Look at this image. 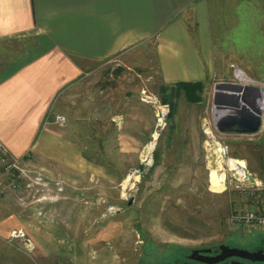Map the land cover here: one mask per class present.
I'll use <instances>...</instances> for the list:
<instances>
[{"label":"rangeland","instance_id":"374dc122","mask_svg":"<svg viewBox=\"0 0 264 264\" xmlns=\"http://www.w3.org/2000/svg\"><path fill=\"white\" fill-rule=\"evenodd\" d=\"M258 14L255 8L238 17L222 14L214 35L215 68L198 80L203 86L196 102L183 91L167 92L162 100L160 85L176 82H165L158 70L154 36L86 63L59 92L47 120L75 137L83 156L110 170L109 176H50L7 149L31 184L22 178L19 190L10 189L0 166V221L31 203L67 202L76 213L72 232L81 230L88 241L86 264H202L189 258L193 250L264 249V226L235 219L250 211L264 215V105H258L259 131L249 134L219 131L215 120L225 112L213 105L216 83L242 84L237 71L264 82V32L254 31L264 27V17ZM36 42L33 36L1 40L0 70ZM66 180L83 187L74 189ZM12 227L8 234L0 230V264H72L39 256L29 233Z\"/></svg>","mask_w":264,"mask_h":264},{"label":"crops","instance_id":"0c3cea01","mask_svg":"<svg viewBox=\"0 0 264 264\" xmlns=\"http://www.w3.org/2000/svg\"><path fill=\"white\" fill-rule=\"evenodd\" d=\"M241 8H255L264 17V0H0V41L22 36L37 41L0 74V140L11 154L50 176H109L110 170L83 156L75 137L47 120L59 92L82 74L86 63L153 36L165 82L209 78L215 68L217 22L222 14L238 17ZM256 29L264 32V27ZM70 182L74 189L83 187ZM74 209L67 202L31 203L1 219L0 230L8 234L12 226L24 228L39 256L86 264L88 241L81 230L71 229Z\"/></svg>","mask_w":264,"mask_h":264},{"label":"water","instance_id":"95a60500","mask_svg":"<svg viewBox=\"0 0 264 264\" xmlns=\"http://www.w3.org/2000/svg\"><path fill=\"white\" fill-rule=\"evenodd\" d=\"M213 105L216 110L224 111L225 114H218L215 123L216 128L221 131L238 133H256L261 127L260 108L246 95V89L236 83L219 82L215 84ZM257 107H256V106ZM244 175L249 181L254 182L252 174L245 166H242ZM220 252L208 254L210 249L193 250L189 255L190 259L197 260L204 264H218L230 257L240 258L232 260L228 264H251L264 262V249L248 251L241 248L221 245ZM248 261V262H246ZM191 264V263H181Z\"/></svg>","mask_w":264,"mask_h":264},{"label":"built area","instance_id":"2783aa9c","mask_svg":"<svg viewBox=\"0 0 264 264\" xmlns=\"http://www.w3.org/2000/svg\"><path fill=\"white\" fill-rule=\"evenodd\" d=\"M239 77H238V76ZM235 77H238L242 81V85L246 89L247 97L255 102L257 105H264V82L253 81L249 78H244L240 72L237 71ZM241 76V77H240ZM260 117L261 114H260ZM262 121V119H261ZM0 166L2 173L6 174L5 179L7 178L8 186L12 190H19L21 187L20 179L27 178L29 180L26 183V186H29L31 183L30 175L21 169L18 165V160L11 156L3 143L0 141ZM40 176H34V181L40 182ZM45 185V183L43 184ZM57 191H61V187L56 185ZM57 193V192H56ZM57 197V195H56ZM235 219L238 221L254 222L258 225L264 226V215L255 214L254 212H245L244 214L235 215Z\"/></svg>","mask_w":264,"mask_h":264},{"label":"trees","instance_id":"16d2710c","mask_svg":"<svg viewBox=\"0 0 264 264\" xmlns=\"http://www.w3.org/2000/svg\"><path fill=\"white\" fill-rule=\"evenodd\" d=\"M20 53H23V50H19L17 55H19ZM0 59H4L2 55H1ZM7 60L2 62L3 68L6 65H9V63L13 61V59L10 61H7ZM3 68H1L0 73H1ZM202 86H203V84L201 82H198V81H178V82H176L170 86L162 83L160 85L159 89H160L161 94L162 93H163V95L165 94L164 96H161L163 101H167V97H165L167 95V92L169 95H172V94L174 95V94H177V93L183 91L189 102H196V101L200 100V97H201L200 94L202 91Z\"/></svg>","mask_w":264,"mask_h":264},{"label":"flooded vegetation","instance_id":"af4514ba","mask_svg":"<svg viewBox=\"0 0 264 264\" xmlns=\"http://www.w3.org/2000/svg\"><path fill=\"white\" fill-rule=\"evenodd\" d=\"M208 254H213V253L211 252V253H208ZM214 254H216V253H214ZM235 259L242 260V259H240V258L230 257V258L225 259V260L222 261V262H219L218 264H228L229 262H231L232 260H235ZM242 261H244V260H242ZM246 262H248V261H246ZM254 263H256V262H254ZM202 264H204V263H202Z\"/></svg>","mask_w":264,"mask_h":264},{"label":"bare ground","instance_id":"6f19581e","mask_svg":"<svg viewBox=\"0 0 264 264\" xmlns=\"http://www.w3.org/2000/svg\"><path fill=\"white\" fill-rule=\"evenodd\" d=\"M153 142V141H152Z\"/></svg>","mask_w":264,"mask_h":264}]
</instances>
